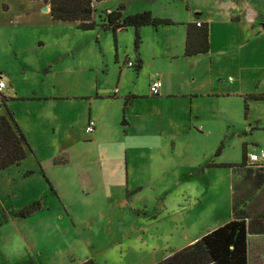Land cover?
<instances>
[{"label":"rangeland","instance_id":"rangeland-1","mask_svg":"<svg viewBox=\"0 0 264 264\" xmlns=\"http://www.w3.org/2000/svg\"><path fill=\"white\" fill-rule=\"evenodd\" d=\"M230 1L122 0L124 13L127 10H147L158 17H187L190 12L202 11L214 3L226 8L232 5ZM257 1L262 2L249 0L250 3ZM109 4L115 7L114 1L96 2L95 18L102 15ZM262 7L264 10V4ZM260 23L259 18L257 24ZM263 25L260 26L262 30ZM237 28L235 25L227 27L211 23V50L199 57H203L205 65L211 59L220 88H226L230 79L236 77L237 65H231L230 58L241 54L236 53L240 51ZM166 29L162 26L157 31L152 27L141 29L139 52L141 55L144 50L146 57L140 81H143L146 72H153L160 66L158 59H152V48L158 47L156 50H160L163 55L165 39L161 32ZM145 31L153 32L154 35H145ZM221 31L225 36L228 35L226 37L231 44L234 42L232 54H227L229 46L226 39L221 38ZM160 35L161 41H158ZM66 44H70L68 47L72 53L63 56L65 59L62 60L59 55L66 51ZM134 56L133 29L115 34L110 30L80 31L72 23L51 21L48 12L43 11L35 0H0V78L5 80V91L11 93L5 96L0 94V114H5V97L13 96L11 86L21 94L31 92L33 86L50 93L71 88H74L72 91L95 92L97 88L100 91L102 88L113 89L118 80L123 87L126 82L129 83L130 77L120 76L119 69L125 57L133 60ZM51 67H54L53 72L45 75L44 71ZM60 77L72 84L63 83ZM263 84L261 82L260 86ZM126 87L129 86L126 84ZM245 96L218 97L214 102L218 107V119H212L210 131L204 128L200 133L194 126L191 129L186 127L184 133L174 137V140L166 138L162 144L164 148L151 150L138 144L139 137H134L135 126L132 128L122 124L128 121V116L122 115L123 109L127 107L123 99L118 100L119 104L109 106L107 99H97L99 106H108V115L118 113V125L113 127L110 124L117 142L115 155H121V172H131L127 173L132 183L130 187L134 185L137 189L127 194L124 184L123 192L121 190L123 203L117 199L120 191L117 186L109 182L111 186L102 185L95 190L84 188L78 172V169L85 167L92 170L119 166L117 161L97 160V154L104 148L86 141L87 138H74L60 146L57 134L43 124L46 120L45 111L35 109L34 116L46 131L45 138L37 137L39 165L52 190H49L50 185L40 172L24 176L28 164L32 165V169L37 168L36 161L31 158L24 163L20 162L17 167L14 165L0 172V264L31 262L32 259L37 264H72L70 259L76 263L87 256L93 257L96 264H119V259L121 264H143L149 256L150 248L156 246L163 251L165 247L185 241L178 237L183 234L180 228L181 215L185 214L190 221L200 219V209L194 211L196 197L202 198L201 209L209 210V200L214 199V193L219 199V208L222 207L227 198V183L230 185L228 167L212 168V171L209 169L207 172L212 173L209 177H206L208 174L198 172L199 168L210 163L218 166L223 163L237 164L241 161L243 149L248 153H259L264 148V101ZM34 106L19 101H6V107L13 116H22L24 119L25 112ZM221 116L230 117L232 124H222ZM149 127L154 129V123ZM155 145H161L158 139H155ZM63 146L67 155L63 152L62 157L66 156L67 162L53 164L51 154ZM259 160L264 161V157ZM140 181L142 184L137 183ZM130 187L128 189L132 191ZM34 193L39 194L36 201L40 203V209L34 211V219L24 222L20 217L26 216H13L17 210L31 205L26 202ZM108 195L114 198L108 199ZM163 205L167 207L166 210H161ZM7 214L14 218L5 221L4 215ZM135 215L149 217L148 224L153 229H133L129 217ZM26 224L28 229L25 228ZM141 229L145 232L128 235L130 231ZM170 231L174 235L168 236L169 244L166 243L165 235ZM120 232L127 233L122 242H118ZM22 235H25L32 249H29L28 255L24 254L26 245L22 244ZM120 247L124 248L122 252Z\"/></svg>","mask_w":264,"mask_h":264},{"label":"crops","instance_id":"crops-1","mask_svg":"<svg viewBox=\"0 0 264 264\" xmlns=\"http://www.w3.org/2000/svg\"><path fill=\"white\" fill-rule=\"evenodd\" d=\"M35 1L39 2L40 8L47 6V10H42L48 12L49 15V6L43 4L40 0ZM101 1H114L115 7L109 4L105 12L97 18H95V9L93 12V19L96 22L102 20L106 22V14L115 10L118 5H122L123 9H125L122 0ZM261 1V3L260 1L250 3L249 0H231L230 2L232 5L227 6L226 8L214 3L207 5L202 11L195 10L190 12L187 17H173L171 15L160 17L171 19L173 21L171 24L141 26L140 33L143 27H152V29L155 28L156 31L158 30V27L161 26L167 28L161 32L163 34L162 37L165 39V47L162 50L163 55L160 50H156L158 47L152 48V59H158L160 66L155 68L153 72H146L143 76V81L139 80V76L142 75V71H144V56L146 57L144 50L141 51V55L139 52L142 65L138 71H135L131 66L127 65V61L130 60L129 58H124L119 73L120 76L123 77L125 75L129 76L130 80L129 83L126 82L123 87L120 84V80H118L117 86L113 89L102 88L100 91V89L97 88L95 92L90 90V92L84 93L80 91H72L74 88H71L62 89L63 91H60L61 89H59L58 91L50 93L48 91H43L42 89L39 90L36 86H33L31 92L28 91L29 93L21 94L18 93L16 88L11 86L10 89L13 91V96L5 97V106L6 101L9 100L26 103V105H35L25 112V119L22 116H13L18 127L23 132L31 151L28 152L26 157L21 159L17 164H12L3 170H0V172L4 170L6 171L14 165L17 167V165H20V162L24 163L25 160L31 158L36 161L37 168L32 169V165L28 164V169L23 173L24 176H30L36 172H40L42 175V169L39 165L37 137L40 139L45 138L44 135L46 134V131L35 118L34 110L45 111L46 120L43 124L45 127H49L52 130V133L57 134L60 146L65 145L68 141H72L74 138L75 140L87 138L88 140L86 141L96 143L97 147L104 148L102 152L97 154V160L104 159L105 161H117L119 166L93 168L92 170L85 167L78 169V172H80V180L82 187L84 188L95 190L98 187H102V185L111 186L114 184L117 186L120 190L117 199L120 203H123L124 200H121V195L124 184H126L125 189L128 192H135L137 189H135L134 185L130 187V184L132 183H130L128 174L131 172H127L128 174L121 172L120 164L123 161L121 155H119V157L115 155L117 152V142H115L111 125L113 127L118 125L116 121L118 113L115 112L113 115L112 113L108 115V106L111 104L117 105L120 103L118 100L123 99L124 106L127 107L126 110L123 109L122 115L128 116V121L126 120L122 124L125 126H131L132 128L134 126L136 127L134 137H139L138 144L146 150L163 147L162 144L166 138H172L174 140V137L176 138L179 134L184 133L186 127L191 129V127L194 126L195 130L200 133L204 131V128L210 131V123L212 119L215 121L218 119H216V116L219 114L217 111L218 107L214 104L218 97H240L243 95L245 96L246 94L264 93V84L263 86H260L261 82H264V30L260 28L264 23V10H262L264 0ZM135 12L140 11L132 12L127 10L125 13L123 12V14L128 15ZM259 18L261 19L260 25L257 24L259 23ZM195 21L208 23L209 36L211 23L213 22L220 26L225 25L229 27L235 25V27H238L237 41H239L240 44V46H238L240 51L236 53L241 52V54L236 57L232 55L230 58L231 65H237L236 77H232L230 81L228 80L230 84H228L226 88L223 86L221 88L219 87V82L215 75L216 70L213 68L211 59L209 63H206L205 65L203 64L204 62H202L203 57L199 58L202 55L209 53L211 48L204 53L190 56L183 55L186 37L185 23ZM53 22L72 23V25L75 26V29L80 30L76 27L74 22ZM94 29H97L98 31H108L99 29L98 27ZM126 29H133L134 36V28L132 26L123 29L119 28L115 32L110 31L112 34H115L118 31ZM149 33L154 35L153 32H144L145 35H148ZM220 35L222 39H226V43L229 46L227 54H232L234 42L231 44L230 39L226 37L228 35L225 36L222 31ZM157 39L158 41H161V35ZM66 46V51L59 55L62 60L65 59L63 56H68V54L72 53L68 47L70 44H66ZM135 59L136 55L134 56V59L130 61L135 62ZM56 64L57 63H55V65ZM53 69L54 67H51L49 70L46 69L44 74H51ZM155 78L160 80V86L158 93L153 95L149 92V84L151 80ZM59 79L65 84H72L67 79H64V77H60ZM131 83L133 84L132 87L130 86ZM126 84L129 87H126ZM57 88H59L58 85ZM7 93L9 92L5 91L4 88L2 95L5 96ZM99 98L107 99V104L109 102L108 106H99V102H97V99ZM57 101L64 102L65 104H59ZM58 118L60 119V122H58ZM89 119L95 121V126L93 131L85 132V127ZM220 121L222 124H232L230 117L227 116H221ZM153 123L154 129L149 127V125ZM180 131L182 133H179ZM155 139H158L161 145H155ZM56 143L57 140H55V145ZM60 148L63 149L64 146L59 147V149ZM59 151H57L56 148L50 156L53 164L66 163L68 160L66 156L62 157L63 152L67 155L65 149ZM243 151L245 153V159L244 161L237 163V165H206L201 171H198L208 174L206 177H209L212 176V173L209 174V172H207L209 169L210 171H212V168L218 169L228 167L230 169V185L227 183V198L225 205L223 204L222 207L219 208V199L217 200V195L214 193L213 189L214 199L209 200V210L201 209V207H203L202 198L196 197L194 211L196 208H199L200 212H202V216L198 220L190 221L185 214L181 215L180 223L182 225L180 228L182 229L183 234H179L178 237H181L180 240L185 241H179V245L165 247L163 251L160 247L158 249L156 246L150 248L148 251L149 256L144 260L143 264H211L204 248L196 242L207 231L213 230L232 219H244L246 224V264H264V161H250L248 159V154L253 152L251 151L248 153L246 152V149H243ZM57 152L59 153L58 155ZM29 170L32 172L26 174ZM42 177L44 176L42 175ZM109 182L111 185H108ZM137 183L142 184L141 181ZM176 184H179V181H176ZM129 187L132 191L128 189ZM141 187L142 186L139 188ZM109 189H111V187ZM49 190H52V188L49 187ZM107 198L110 199L114 197L108 195ZM205 198L204 200H206ZM38 199L39 194L34 193L26 203L31 204ZM166 208L167 207L163 205L161 210H166ZM36 212L26 217H20V219L24 222L26 220L31 221L34 219V214ZM144 212L145 214L147 213V211ZM144 216L145 215H135L129 217L130 225L133 226V229H136L137 227H144L145 231L149 229L148 227L153 229V227L148 224L149 217ZM218 216H220V218ZM4 218L5 221H8L14 217L10 218L9 214H7L4 215ZM156 219H159V217ZM202 223H204L203 226H201ZM27 226L28 225L26 224V229H28ZM198 228L200 229L196 232ZM129 229L132 230L131 227ZM145 231L142 229L134 232L130 231L128 235L131 233H136L137 235ZM125 234L120 232L118 235V242H122V238ZM27 235H29V233H27ZM173 235L174 233L172 231L165 235L166 243L170 244L168 236ZM21 239L22 244L26 245L24 247L26 248V252L24 254L28 255L30 250L32 251L31 246L29 242L26 241L25 235H22ZM123 250L124 248L120 247V252ZM87 258L91 257H84V259ZM84 259H81L80 261ZM70 262L72 264L78 263L73 262L72 259H70ZM14 264L37 263L32 259L31 262L22 261ZM119 264H121L120 259ZM126 264H132V262H127Z\"/></svg>","mask_w":264,"mask_h":264},{"label":"trees","instance_id":"trees-1","mask_svg":"<svg viewBox=\"0 0 264 264\" xmlns=\"http://www.w3.org/2000/svg\"><path fill=\"white\" fill-rule=\"evenodd\" d=\"M40 1L49 6V17L51 21L74 22L80 30H91L98 27L102 30L115 32L119 28L123 29L132 26L134 28V52L136 59L135 62L129 61L135 71H138L142 65V60L139 56L141 26H158L173 23L171 19L154 16L147 10L128 15L123 14L122 5H118L115 10L106 14V22L103 20L96 22L93 19L94 4L101 0ZM185 27L186 37L183 55L190 56L207 52L210 48L208 23L203 21L187 22L185 23ZM245 97L264 101V93L247 94ZM30 151L31 148L23 132L18 127L9 109L5 106V114H0V170L12 164H17ZM244 159L245 153L243 151L241 162ZM207 165L213 164L210 163ZM222 165L234 166L237 164ZM199 169L201 171L202 167ZM31 172L29 170L26 174H30ZM41 172L45 177L44 172ZM46 180L48 182L47 178ZM39 209L40 203L34 201L31 205H27L14 212L13 216H28ZM196 243L204 248L211 264H246V224L244 219L229 220L223 225L207 231ZM77 264H96V262L92 258H87Z\"/></svg>","mask_w":264,"mask_h":264},{"label":"built area","instance_id":"built-area-1","mask_svg":"<svg viewBox=\"0 0 264 264\" xmlns=\"http://www.w3.org/2000/svg\"><path fill=\"white\" fill-rule=\"evenodd\" d=\"M127 65L128 66H131V62H127ZM6 86V83L3 79L0 78V93L2 94L3 93V89L5 88ZM159 86H160V80L158 78H155V79H152L150 84H149V92L153 95L157 94L158 93V90H159ZM94 126H95V121L93 119H89L88 120V123L86 125V128H85V131L86 132H91L93 131L94 129ZM264 157V148H262L260 150L259 153H249L248 154V159L250 161H258L260 158H263Z\"/></svg>","mask_w":264,"mask_h":264},{"label":"water","instance_id":"water-1","mask_svg":"<svg viewBox=\"0 0 264 264\" xmlns=\"http://www.w3.org/2000/svg\"><path fill=\"white\" fill-rule=\"evenodd\" d=\"M42 9H43V10H47L48 7H47V6H43ZM263 27H264V25H263Z\"/></svg>","mask_w":264,"mask_h":264}]
</instances>
